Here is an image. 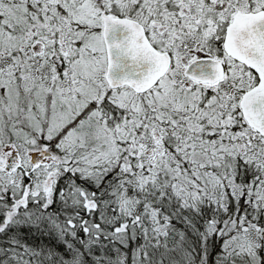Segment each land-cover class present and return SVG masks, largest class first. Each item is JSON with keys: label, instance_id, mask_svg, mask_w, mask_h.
I'll return each instance as SVG.
<instances>
[{"label": "snow or ice", "instance_id": "6c2138e0", "mask_svg": "<svg viewBox=\"0 0 264 264\" xmlns=\"http://www.w3.org/2000/svg\"><path fill=\"white\" fill-rule=\"evenodd\" d=\"M0 264H264V0H0Z\"/></svg>", "mask_w": 264, "mask_h": 264}]
</instances>
